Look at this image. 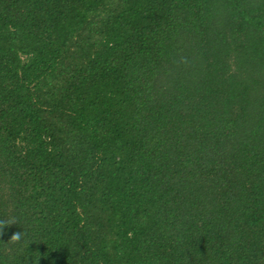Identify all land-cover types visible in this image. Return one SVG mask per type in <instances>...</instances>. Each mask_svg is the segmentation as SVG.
Returning a JSON list of instances; mask_svg holds the SVG:
<instances>
[{"label":"trees","instance_id":"16d2710c","mask_svg":"<svg viewBox=\"0 0 264 264\" xmlns=\"http://www.w3.org/2000/svg\"><path fill=\"white\" fill-rule=\"evenodd\" d=\"M0 264H264V0H0Z\"/></svg>","mask_w":264,"mask_h":264},{"label":"clouds","instance_id":"9594fccd","mask_svg":"<svg viewBox=\"0 0 264 264\" xmlns=\"http://www.w3.org/2000/svg\"><path fill=\"white\" fill-rule=\"evenodd\" d=\"M20 238V234L19 233H16L13 235L12 239L13 240H18Z\"/></svg>","mask_w":264,"mask_h":264}]
</instances>
